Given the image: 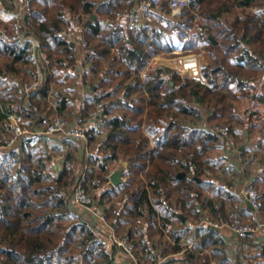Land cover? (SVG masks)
Segmentation results:
<instances>
[{
    "label": "trees",
    "instance_id": "16d2710c",
    "mask_svg": "<svg viewBox=\"0 0 264 264\" xmlns=\"http://www.w3.org/2000/svg\"><path fill=\"white\" fill-rule=\"evenodd\" d=\"M132 1L31 0L23 21L27 40L9 41L12 37L0 32V103L8 105L6 112L12 104L27 118L37 116L25 109L20 86L10 81L38 78L35 39L50 65L46 83L33 99L54 93V115L67 113L71 104L66 86L74 77L70 71L77 67L78 54L77 42L64 34L79 28L81 41L94 52L85 54L83 82L103 89L83 110L84 117L102 102H107L103 114L108 116L101 130L86 132L92 167L84 188L96 194L103 190L94 199L114 231L128 238L140 264H156L157 252L169 257L182 251L168 238L179 242L189 237L203 212L219 225L234 224L237 214L241 224L254 226L253 211L235 189L244 165L259 162L264 167V0H192L175 19L165 17L166 27L162 15L154 25L132 31L112 24ZM0 2L9 12L17 8L15 0ZM93 15L96 20L85 28ZM173 38L187 39L186 49L208 44L215 65L205 73L209 85L169 68L149 69L142 76L153 56L173 50L168 42ZM214 75L218 78L212 79ZM245 101L253 107L246 117L238 111ZM216 127L225 129L224 137ZM257 128L261 138L256 150L239 152L240 166L230 162V150L236 144L240 148ZM218 147L228 155L216 166L209 153ZM67 150L57 174L49 171L50 156L35 141H22L0 154V264H117L118 248L106 251L94 224L72 207L76 148L68 145ZM121 160L129 164L128 181L114 187L112 169ZM263 200L260 194V210ZM175 222L182 229L176 230ZM252 244L249 235L241 238L231 257L220 233L203 226L185 260L264 264V247ZM250 248L257 254L249 256ZM197 250L208 254L200 256Z\"/></svg>",
    "mask_w": 264,
    "mask_h": 264
},
{
    "label": "built area",
    "instance_id": "2783aa9c",
    "mask_svg": "<svg viewBox=\"0 0 264 264\" xmlns=\"http://www.w3.org/2000/svg\"><path fill=\"white\" fill-rule=\"evenodd\" d=\"M20 5L17 6L18 14L24 19L27 11L30 7L31 0H19ZM192 0H136L135 2H131L128 10L123 14H119L117 19L113 22L114 25L120 26L125 30L132 31L138 28H143L146 26H152L158 21V17L162 15L164 19H166L164 15V11L167 8L169 12H171L173 17L179 16L184 10L189 9L191 6ZM22 35L15 36L14 38L8 39L9 41H17L19 39H23ZM71 41L76 42L77 33L73 35L71 33L64 34ZM78 43V42H77ZM81 49L85 54L93 55L94 52L86 48V43L84 41H79ZM33 52L34 58L37 62V65L40 69L47 68L50 65V61L48 59L47 53L42 50L39 44L33 41ZM183 52L175 48L169 52L168 54L178 55ZM162 56L153 57L154 61H165L161 64H166L169 68L174 69L179 74L187 76L189 79L197 80L204 82L202 78L203 68L206 62L194 55H186L181 58H173V59H164ZM165 66V65H161ZM205 79V78H203ZM47 80L46 69L45 72H40L37 79L32 82L24 83L22 86V92L25 96V109L29 112L38 113L39 106L36 101L33 99V94L38 93L42 90ZM103 89L95 88L94 90H90L82 95L80 109L84 110L87 105L94 101L95 98L102 96ZM107 104V102H102L97 106V110L92 112L90 116L84 122V128L81 130L70 129L69 122L66 121L63 116H57L53 119L52 123L49 125L46 134L47 135H55V134H63L68 138H78L84 141V143L88 144L87 138V130L89 129L90 124L96 122L98 120L106 119L107 116L103 114V108ZM0 110L3 114V122L6 127L10 129L12 132V136L10 138V145L16 146L21 140L27 136L28 130L25 128V117L23 112H6L3 105L0 103ZM225 135V132H222V136ZM85 175L77 180L76 185L72 188L70 193L71 203L73 209L76 211L77 208H87L91 209L93 216L100 221V223L110 229L108 240L104 242V248L106 251H111L114 246L118 249L122 250L125 254H127L136 264H140L138 258L134 254L132 250V246L128 242V238H124L123 240H119L116 236V233L113 227L109 224L108 219L104 215V213L95 208V199L91 196V194L85 191L84 182ZM124 180V178H123ZM238 196L248 205L252 207L255 211H260L261 201L258 190L253 185L243 186L238 193ZM92 204L91 208H88V205ZM235 223L229 224L225 223L219 225L215 222H206V226L211 228L219 229L222 227H227L231 231H233L236 235L244 238L246 235H255L264 232V222L259 223L258 225H248V224H240L238 215L235 214ZM173 245H179L182 248V251L187 253L190 251H194L197 243V234L194 232L190 237L184 238L179 242L170 240ZM169 257L164 256L161 252H157L156 254V264H163L168 260Z\"/></svg>",
    "mask_w": 264,
    "mask_h": 264
},
{
    "label": "crops",
    "instance_id": "0c3cea01",
    "mask_svg": "<svg viewBox=\"0 0 264 264\" xmlns=\"http://www.w3.org/2000/svg\"><path fill=\"white\" fill-rule=\"evenodd\" d=\"M134 1H136V0H133L132 3ZM16 5L18 6V4H16ZM161 23L165 24L164 17L161 20ZM138 29H141V28H138ZM80 37H81V35L77 32V40H76V42H78L77 43V54H78L77 67H76V69L70 71V74H72L74 76L73 77L74 79L71 78L70 80H68L67 86H66V91H68V93H69L68 100H69V103L71 104L69 106V109H68L69 114H68V111L65 114H61V116L63 115L68 119L70 129H76L77 127L80 128L81 126L83 127L85 120L88 118V117H86V118L84 117L83 110H81L80 107L77 106V104H76L77 101L74 100V97H76V99H78L81 102V98H82V95L84 93H86L90 90H94L96 88V87H90L89 84H85L83 82V76L85 75V73L87 71V67L84 66L85 53L81 49V46L79 44V41L81 40ZM170 39H168V42ZM175 40H176L175 38L172 39L173 42ZM33 41H35V39H33ZM169 43H171V41ZM176 49L181 51L182 50L181 45L176 47ZM171 51H169V52H171ZM45 69H46V73L48 75L49 67L42 68V69L39 68L38 69V75L40 72H43V71L45 72ZM10 81L12 83L18 84V86H20V88H21V91H22L23 84L28 83V82H23L22 80H20L18 78H12V77H10ZM32 81H34V80H32ZM32 81H30V82H32ZM56 89L59 90V87H57ZM53 94H50L47 99L43 98L41 94L40 95L38 94V95H36V97H34L35 98L34 100L36 102H38V104L41 105V107H40L41 112H38L37 116L32 117V118H27L25 113L23 112V110H20V108H18L17 106L9 104V108L11 110L10 112H19L20 111V112H23V114H24L25 121H26L25 128L28 130V134L26 137H24L21 140V142L22 141H35L41 147V149L43 150L45 155L50 156V163H49V168H48L49 171L54 173V174H57L62 169L63 163L65 162V159L67 157L68 145L71 148L72 147L76 148V150H75L76 160L78 159V161H82L83 163H85L88 160V158L90 157V151H89V143L86 145L84 143V141H82L81 139L68 138V137L64 136L63 134H55V135H47L46 134V131H47L49 125L52 123L53 119L57 116V115H54V113L57 109V103H56V97H54ZM2 105L5 108L4 105H7V104H2ZM95 110H97V106L95 107L94 111ZM1 113H2V111H1ZM107 118H108V116H107ZM103 120H105V119L102 118L101 120L93 122L92 124H90L89 129L95 128L96 130H101V123L103 122ZM259 129L260 128L255 129L253 134L249 138L246 139L245 143L241 146V147H245L243 149V151L245 149H248L249 151L256 150L257 143H258L259 139L261 138V134L259 132ZM11 136H12V132L10 131V129H8L6 127L5 123L3 122V116L0 117V140L2 138L5 139L4 141H1V143H0V154H4L6 151L13 149V148H16V147H18V145H20L21 142L16 146H11L10 142H9ZM246 136H247V131H246ZM236 165L240 166V164H237V163H236ZM252 167L253 168L251 169V175L250 176H248V177L243 176L242 177V175L240 174L239 182H238V185L235 189V193L237 194V196H238V190H240L243 186L250 185V184L251 185L255 184L257 186L259 184L260 188L259 187L258 188L261 190V194L264 195V175H263V177H261V175H260V173L262 172L264 167L259 162H255L252 165ZM258 176H259L260 180L258 179ZM124 180H125V178H124ZM241 180H243V181H241ZM244 183H247V184H244ZM242 202L244 205H247L249 207V205L247 203H245L243 200H242ZM94 205H95V208L100 209L102 211L101 207L99 206V201L97 199L95 200ZM263 205H264V200H263ZM251 210L253 211V214L251 216V220L253 221L254 225H258L259 223L264 222V209L260 210V211H255L251 208ZM76 212L82 216L87 217L94 225L97 223L100 226L101 233H102V234L98 235L100 237V239H101V235H102V237H105V234H108V236H109L110 231L107 232V231L103 230L105 228H103L102 227L103 225L100 223V221H98L93 216L91 209L78 208L76 210ZM99 226H97V227H99ZM111 226L113 227V225H111ZM186 226H189L188 222L186 223ZM202 227H203L202 225L193 226L191 235L194 232H196V234L198 235V229H200ZM207 227L209 228V226H207ZM175 229L179 230L182 228L180 227V224L177 223L175 225ZM215 230L217 232H219L220 235L223 237V239L226 243L225 249L229 252L230 256L232 257L234 255L235 250L238 247V242L242 237L236 235L233 231H231L227 227H222V228L215 229ZM249 236H250L254 245H260L261 247H264V232L259 233V234H255V235H249ZM168 239H169V241L171 240L170 238H168ZM182 239H184V238H182ZM102 241L105 242V240H102ZM197 252H198L197 254L200 256H206V254H208V252L206 250H203V252L197 250ZM247 254H249V256H253V255H256L257 252L255 251L254 248H250L247 251ZM168 259H171L170 264H188L185 260L186 259V253L183 251L170 255ZM117 264H136V263L127 254H125L122 250L118 249L117 250ZM210 264H217V262L215 260H212Z\"/></svg>",
    "mask_w": 264,
    "mask_h": 264
},
{
    "label": "rangeland",
    "instance_id": "374dc122",
    "mask_svg": "<svg viewBox=\"0 0 264 264\" xmlns=\"http://www.w3.org/2000/svg\"><path fill=\"white\" fill-rule=\"evenodd\" d=\"M15 3L18 4V6L20 5L19 0H15ZM16 10H17V8L14 11L9 12V11L5 10L3 4L0 2V32L3 33L1 35H7V37H12V38H14L15 36H18V35H22L21 37H23V41H26L27 38H26L25 35H29L28 34V28H27V25L24 24V22H23L24 19L18 14V11H16ZM164 15L166 16L167 19L169 18V19H172V20L175 19L176 17H178V16L173 17L172 14H171V12L170 13L165 12ZM161 25L164 26V27L167 26L166 23L165 24H161ZM78 29L79 28L76 27V30H75L76 32L71 30V31H69V33H71L73 35H76ZM195 32H196V30L194 28L193 31L190 32V36L191 35H194ZM9 39H11V38H9ZM17 41H20V39L18 38ZM170 41H171V43L173 44L174 47L175 46L178 47V46L181 45L182 50L180 52H183V53L178 54V55L168 54L169 51H164V49H163L162 50L163 52H161L160 54L155 55L153 57L162 56L161 58H164V59H173L175 57L176 58H181V57H184V56L189 55V54L190 55L197 56L200 59H202L204 62H206L205 65H204V68H203V75H205V73L207 74L206 70H207L208 67L215 66L214 65V61H213V58H212V55H211V51H210L211 48L208 46L207 43L200 44V45H198L197 47H195L193 49H186L185 42L187 41V39L185 41H183V42L179 41L178 38H176V40L174 42L172 40H169V42ZM161 62L164 63L165 61L164 62L163 61H160V60L159 61L158 60L157 61H154L153 59H151L150 62H149V64H148V66H147V68L142 72V76H144V74L149 69L169 68V66H166V64H161ZM161 65H165V66H161ZM169 69H172V68H169ZM172 70H174V69H172ZM175 72H177V71H175ZM179 75H181L184 78H188L185 75H182V74H179ZM203 78H205V76ZM203 78H202V80L204 81L203 83H205V84L207 83L209 85L208 78H206V79H203ZM217 78L218 77L215 76V75L212 76V79H217ZM74 100L77 101L76 104H77L78 107H80L81 102L78 99H76V97H74ZM238 107H239L238 108L239 109L238 110L239 113L242 114V115H243V113H245L244 114L245 117L248 116V114L246 115V113H250L252 111L251 109H253L252 104L250 102H248V101L240 102L239 105H238ZM63 118L66 121H68V119L65 116H63ZM83 128H84V126L83 127L81 126L80 128L77 127L76 130H81ZM216 128L219 129L220 132L221 131L222 132H225V129H223V127H216ZM4 140L5 139L2 138L0 140V143H1V141H4ZM237 146L238 145L236 144V146H234L232 148V150H230L229 161L230 162H235L237 164H240L241 161H242V159L239 156V152L240 151H239V148ZM154 148H155V145H152L153 151H154ZM89 151H90V149H89ZM93 153L96 154L97 151H93ZM227 155H228V153L223 148H221V147H218V148L214 149L213 151H211L209 153V157H210L212 163L217 164L216 166L224 164L225 163L224 160H225V157H227ZM86 162L83 163L82 161H78V159L75 161L74 166L76 168L77 179H76V182H75L74 186L76 185L77 180L79 178H81L83 175H85V177H87V174L90 171L89 169L92 166L88 164L89 163V158H88V160ZM128 167H129L128 162L121 160V162H119L118 164H116L115 166H113V169L112 170L114 172H116L118 170H122V172H123V178H125L124 182H127L128 181V175H129V169H128ZM252 168H253L252 166H249L247 164L244 165L243 168H242V170L240 171V174L242 175V177L243 176L246 177L245 171H250ZM260 175H262V174H260ZM218 180L220 181V179H218ZM241 181H243V180H241ZM221 184H222L221 182L218 183V185H221ZM244 184H247V183H244ZM253 186L257 190H259L258 193L260 195L261 194V190L259 189L260 187L258 188V186L255 185V184ZM102 191H103L102 189L99 190L97 192V194L95 192H89V193L91 194L92 197L94 196L93 197V199H94L95 197L97 198V196H99V193H101ZM238 193H239V190H238ZM115 201H117V200H115ZM206 222H212V220L208 216V214H206L205 212H203L202 217H201V220L196 221L193 225L196 226L198 224V225L206 226ZM175 223L177 224V222H175ZM94 226H95L96 230L99 233L98 235L102 234L101 233L100 226L97 223ZM97 226H99V227H97ZM241 226H242V224H241ZM102 227L105 228V229L102 228L103 230H105L107 232L110 231V229L108 227H106L104 225ZM116 236H117V238L119 240H123L124 239L123 236L118 235V233H116ZM99 239H100V237H99ZM101 239L107 241L108 240V234H105V237H102V235H101Z\"/></svg>",
    "mask_w": 264,
    "mask_h": 264
},
{
    "label": "water",
    "instance_id": "95a60500",
    "mask_svg": "<svg viewBox=\"0 0 264 264\" xmlns=\"http://www.w3.org/2000/svg\"><path fill=\"white\" fill-rule=\"evenodd\" d=\"M95 20H96V15H93V16L91 17V19L88 20V21L85 23L84 27L87 28V27L91 24V22H93V21H95ZM210 40H211L214 44H216V41H214V39H213L212 37L210 38ZM243 149H244V147H241V148L239 149V151L242 152ZM178 178H179V179L183 178V174L181 173V174L179 175ZM110 180H111V183H112V185H113L114 187H118V186L122 185V184L124 183V180H123V172H122V170H118V171L112 173V175H111V177H110ZM91 207H92V204L88 205V208H91ZM249 207L252 208L250 205H249ZM181 218L184 220V217H183V216H181Z\"/></svg>",
    "mask_w": 264,
    "mask_h": 264
}]
</instances>
